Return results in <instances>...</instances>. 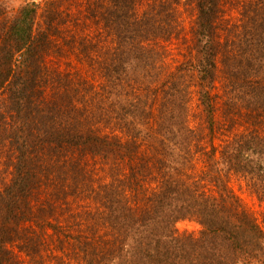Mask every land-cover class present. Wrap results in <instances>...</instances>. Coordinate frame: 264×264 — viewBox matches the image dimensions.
I'll return each instance as SVG.
<instances>
[{"label":"trees","instance_id":"trees-1","mask_svg":"<svg viewBox=\"0 0 264 264\" xmlns=\"http://www.w3.org/2000/svg\"><path fill=\"white\" fill-rule=\"evenodd\" d=\"M146 1L85 2L109 40L65 34L78 24L57 0L0 9V264H264V210L231 186L264 205V0L231 25L227 0H194L195 54L175 72L176 6Z\"/></svg>","mask_w":264,"mask_h":264},{"label":"rangeland","instance_id":"rangeland-1","mask_svg":"<svg viewBox=\"0 0 264 264\" xmlns=\"http://www.w3.org/2000/svg\"><path fill=\"white\" fill-rule=\"evenodd\" d=\"M87 0H57V5L61 7V9L65 11H69L72 14L73 19L77 26L74 24H67L64 28L65 34L68 33L66 31L71 30L70 32H74L76 34H81L82 31L84 33L89 34L90 37L98 35V38L101 40H109V37H105L101 35L100 30H97L91 22L89 21V27L85 24V2ZM93 2V0H89V2ZM172 3V6H176V16L179 17L180 20V29L176 36H172L171 41L165 43V52L164 57L165 61L162 65L164 71L175 72L176 68L180 66L184 60L189 58L190 52L195 54V46H194V31H195V21H196V8L194 0H169ZM26 0H0V9L5 12V15L8 18L15 17L20 10V8L25 4ZM89 2L87 4H89ZM241 0H227L223 6V11L225 12L226 20H229V24H234L239 18V5ZM146 0H138V10L139 13L142 14L143 10L147 6ZM42 13V12H41ZM42 18L39 17V20ZM85 23V24H84ZM106 34V33H105ZM109 44V41L106 43ZM62 64H61V63ZM57 63L62 65V68H67V65H70L72 68L76 70H81L82 72L90 71L86 60H79L77 55H68L64 56L62 59H57ZM186 77L185 80L191 81L192 86L196 84V76L191 73ZM190 88V104H189V116L191 125L197 127L199 123H202V113L198 106L197 96L195 87ZM221 120V118H220ZM238 130V129H237ZM4 159V158H3ZM6 160L2 161L0 159V170L3 174L0 173V181L1 179H8L9 172H11V168L7 164H5ZM198 166L201 167L203 164L201 162L198 163ZM197 166V168H198ZM231 186L238 192L242 198L244 199L247 206L258 214L264 210V205L260 204V202L255 198V196L251 195L245 186V183L241 181L238 177H233L231 179ZM177 228L179 232L184 233H194L198 234L201 230L200 225L193 219H186L178 222ZM47 261L59 263V260H52L50 257L47 258Z\"/></svg>","mask_w":264,"mask_h":264}]
</instances>
